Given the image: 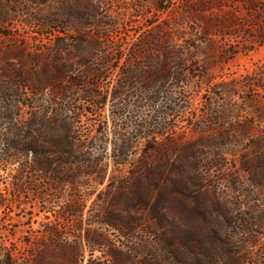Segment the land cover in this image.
I'll list each match as a JSON object with an SVG mask.
<instances>
[{
  "label": "rangeland",
  "instance_id": "374dc122",
  "mask_svg": "<svg viewBox=\"0 0 264 264\" xmlns=\"http://www.w3.org/2000/svg\"><path fill=\"white\" fill-rule=\"evenodd\" d=\"M56 108L89 162L17 189ZM2 199L0 264H264V0H0Z\"/></svg>",
  "mask_w": 264,
  "mask_h": 264
},
{
  "label": "trees",
  "instance_id": "16d2710c",
  "mask_svg": "<svg viewBox=\"0 0 264 264\" xmlns=\"http://www.w3.org/2000/svg\"><path fill=\"white\" fill-rule=\"evenodd\" d=\"M55 46L58 47V43ZM54 48L50 51H55ZM16 121L17 126L23 127L21 120ZM21 127L9 142L11 153L2 158L5 163L13 165L19 162L22 166L14 176L18 182L17 189L26 188L28 175L34 171L47 180L49 189L56 190L59 183L68 179L61 175L62 172L79 171V168L88 164L83 136L77 135V128L68 116V110L56 108L51 112H42L32 109L31 117L24 125V134L21 133ZM151 139H156V136ZM163 148V145H160L157 150L160 152ZM143 166L146 168L148 164L145 162ZM147 170L149 171L148 167ZM139 182L132 183L134 185ZM147 184L150 185L149 182ZM36 187L33 192L39 197L41 194ZM5 201L6 199L0 200V207ZM51 233L54 235L55 232ZM40 260L41 258L37 262Z\"/></svg>",
  "mask_w": 264,
  "mask_h": 264
}]
</instances>
